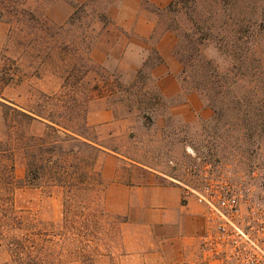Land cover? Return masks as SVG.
<instances>
[{"label": "rangeland", "instance_id": "rangeland-1", "mask_svg": "<svg viewBox=\"0 0 264 264\" xmlns=\"http://www.w3.org/2000/svg\"><path fill=\"white\" fill-rule=\"evenodd\" d=\"M39 137L63 171L29 185ZM142 172L264 196V0H0V264H120L149 236Z\"/></svg>", "mask_w": 264, "mask_h": 264}, {"label": "crops", "instance_id": "crops-1", "mask_svg": "<svg viewBox=\"0 0 264 264\" xmlns=\"http://www.w3.org/2000/svg\"><path fill=\"white\" fill-rule=\"evenodd\" d=\"M147 1L159 8L170 3V0ZM151 34L152 28L147 27L142 36L149 37ZM171 40L170 33L160 37L158 51L161 55V47ZM101 117L109 121L111 114L107 111L88 114V120L93 125L101 122L97 119ZM92 119L95 122H91ZM132 176L140 180L154 179L147 192L142 187L138 189V200L134 197L137 183L130 187L133 189L130 201L140 203L152 217L149 223H133L134 227L147 230L149 236L143 239L137 237L138 241L134 242L136 246L120 255V264H220L203 247L202 237L209 225L207 208L197 201L196 195L191 192L192 188L189 189L172 177L163 175L160 178L152 172L133 173ZM140 183L144 185V182Z\"/></svg>", "mask_w": 264, "mask_h": 264}, {"label": "built area", "instance_id": "built-area-1", "mask_svg": "<svg viewBox=\"0 0 264 264\" xmlns=\"http://www.w3.org/2000/svg\"><path fill=\"white\" fill-rule=\"evenodd\" d=\"M207 208L204 249L220 264H264V196L218 179L211 188L192 189Z\"/></svg>", "mask_w": 264, "mask_h": 264}, {"label": "trees", "instance_id": "trees-1", "mask_svg": "<svg viewBox=\"0 0 264 264\" xmlns=\"http://www.w3.org/2000/svg\"><path fill=\"white\" fill-rule=\"evenodd\" d=\"M9 111L11 112L13 119L12 122L15 124H27V125H38L42 126L46 130H50L52 133L58 134L60 129H65V127H61L57 121L49 114H44L42 111H35L34 109H19L15 106H8ZM48 136V135H46ZM63 139L62 141H64ZM39 143L34 144V153H32L31 159L27 162V176L32 180L27 182V184L32 185L33 181L38 179L43 172L50 171L53 175H57L58 172L63 171V164H59L57 159H55L52 155L54 150L56 149L57 140H53L52 142H47L46 137H39ZM65 142V141H64ZM48 145V146H46ZM57 148L56 150H59ZM45 153V158L42 157V154ZM13 169V166L11 167ZM96 177L100 179L99 174L95 171ZM55 176L51 178H56ZM70 187L72 184L69 185Z\"/></svg>", "mask_w": 264, "mask_h": 264}]
</instances>
